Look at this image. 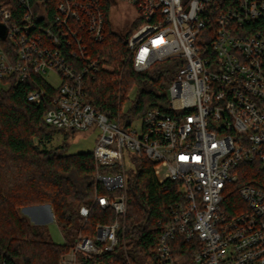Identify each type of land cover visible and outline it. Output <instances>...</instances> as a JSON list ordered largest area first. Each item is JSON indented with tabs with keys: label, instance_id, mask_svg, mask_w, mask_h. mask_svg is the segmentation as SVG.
<instances>
[{
	"label": "built area",
	"instance_id": "1",
	"mask_svg": "<svg viewBox=\"0 0 264 264\" xmlns=\"http://www.w3.org/2000/svg\"><path fill=\"white\" fill-rule=\"evenodd\" d=\"M37 1L35 12L31 0H0V26L6 30L0 35V82L7 87L12 79L33 76L47 82V73L60 78L59 87L47 82L55 94L45 122L65 132L99 131L92 204L116 216L111 224H98L94 238L80 235L60 264L119 246L129 171L140 157L153 163L159 184L176 183L182 196L160 223L152 264H264V188H240L235 213L224 206L240 162L257 160L264 169V0H124L141 22L127 39L135 70L170 59L183 63L167 89L170 111L149 110L127 127L121 115L110 119L97 112L85 91L88 76L112 70L91 56L79 32L96 43L104 40L100 0H60L47 28L35 23L36 15L49 21L43 0ZM217 2L224 7L215 12L216 30L203 53L199 36ZM44 96L36 87L27 101L38 106ZM100 187L107 193H99ZM90 213V206H81L86 221Z\"/></svg>",
	"mask_w": 264,
	"mask_h": 264
},
{
	"label": "trees",
	"instance_id": "2",
	"mask_svg": "<svg viewBox=\"0 0 264 264\" xmlns=\"http://www.w3.org/2000/svg\"><path fill=\"white\" fill-rule=\"evenodd\" d=\"M117 1L100 0L105 14V33L101 43H96L85 32H79L91 56L112 68L111 71H101L95 78H86L85 91L90 103L97 112L110 119L121 115L123 125L127 127L134 120L142 119L149 110L170 111L167 89L183 63L170 59L145 72H137L127 39L141 22H132L126 34L117 33L111 21V10ZM59 2L43 0L49 21L36 15V25L49 27ZM31 3L35 12L38 11V1L31 0ZM223 7L220 2L209 7L210 23L199 36L203 53L210 45L209 35L216 30L215 12ZM17 13H24L23 8L18 7ZM70 25L75 27L72 22ZM0 46L5 43L0 41ZM0 84V264H60L61 257L69 253L80 235L94 238L97 225L111 224L116 216L111 209L92 204L96 192L92 178L97 169L92 152L67 154L64 153L65 146L57 150L47 149V143L55 135L67 136V133L76 132H65L45 122L44 117L53 106L55 89L38 76L25 81L12 79L7 87L5 82ZM36 87L45 91L38 106L27 101V94ZM134 88L137 96L123 111ZM153 166L144 157L134 159L128 179L126 230L124 236L120 235L119 246L111 253L89 260L79 254L77 264H128L127 258L137 264L155 262L162 231L160 223L169 220L170 207L181 201L182 196L176 183L159 184ZM234 172L238 179L229 186L230 192L224 202L230 213H235V208L241 204L240 188H264V169L259 161L240 162ZM98 190L107 193L101 187ZM44 205L52 208L66 240L64 245L52 240L47 226L33 224L20 214L22 209ZM83 205L91 208L87 221L80 215Z\"/></svg>",
	"mask_w": 264,
	"mask_h": 264
},
{
	"label": "rangeland",
	"instance_id": "3",
	"mask_svg": "<svg viewBox=\"0 0 264 264\" xmlns=\"http://www.w3.org/2000/svg\"><path fill=\"white\" fill-rule=\"evenodd\" d=\"M136 16L137 13L133 7L129 6L124 0H118L111 10V21L114 30L117 33L126 34L129 31L130 25L135 20ZM44 78L54 87H59L61 84L60 78L54 73H47L45 74ZM136 96L137 89L134 88L129 95V100L126 101L124 104L123 108L125 110L128 109V107L131 105L132 101L136 98ZM64 135L65 134L55 135L53 140L47 143V149L57 150L59 147L65 146L67 147L65 149V152L64 150H59L58 152H64L67 154L92 152L95 148L96 140L99 136V131L97 129H94L86 132L77 131L73 134L67 133V136ZM35 145H39L38 140L35 141ZM33 210L34 209L32 207L25 208L20 210V214L30 220V213ZM45 226L48 227L49 232L54 241L64 242L62 234L58 229L57 224H55L54 220H49V222L46 223ZM62 257H64V255Z\"/></svg>",
	"mask_w": 264,
	"mask_h": 264
},
{
	"label": "crops",
	"instance_id": "4",
	"mask_svg": "<svg viewBox=\"0 0 264 264\" xmlns=\"http://www.w3.org/2000/svg\"><path fill=\"white\" fill-rule=\"evenodd\" d=\"M34 210L30 213V216H31V219L30 221L33 223V224H37V225H45L46 223L49 222V220H54L55 221V217H54V214H53V211H52V208L49 206V205H44V206H34L32 207ZM55 224L56 221H55ZM58 227V225H57ZM59 229V227H58ZM49 230V229H48ZM60 230V229H59ZM61 232V231H60ZM50 233V232H49ZM62 234V233H61ZM51 235V234H50ZM52 237V236H51ZM62 237H63V240L64 242H55L57 244H60V245H64L66 243V240L62 234Z\"/></svg>",
	"mask_w": 264,
	"mask_h": 264
},
{
	"label": "water",
	"instance_id": "5",
	"mask_svg": "<svg viewBox=\"0 0 264 264\" xmlns=\"http://www.w3.org/2000/svg\"><path fill=\"white\" fill-rule=\"evenodd\" d=\"M0 35L3 36V37H5V35H6V30L2 26H0Z\"/></svg>",
	"mask_w": 264,
	"mask_h": 264
}]
</instances>
